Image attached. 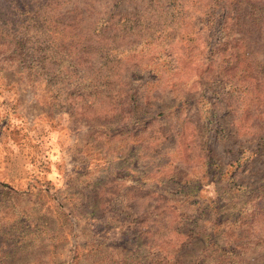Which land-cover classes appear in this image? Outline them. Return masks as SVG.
<instances>
[{
	"label": "rangeland",
	"instance_id": "1",
	"mask_svg": "<svg viewBox=\"0 0 264 264\" xmlns=\"http://www.w3.org/2000/svg\"><path fill=\"white\" fill-rule=\"evenodd\" d=\"M79 1L87 12L144 2ZM161 3L175 21L147 29L152 39L112 34L109 64L81 58L75 75L39 82L0 60V264H264V243L243 246L257 222L232 244L215 225L263 189L262 122L213 83L217 49L202 52L207 20L221 19L223 39H244L228 57L264 63V0Z\"/></svg>",
	"mask_w": 264,
	"mask_h": 264
},
{
	"label": "trees",
	"instance_id": "2",
	"mask_svg": "<svg viewBox=\"0 0 264 264\" xmlns=\"http://www.w3.org/2000/svg\"><path fill=\"white\" fill-rule=\"evenodd\" d=\"M215 1L211 0L210 8L216 6H213ZM79 4H81L79 0H0V37L8 48L11 46L10 51L9 49L0 51V60H13L31 79L49 82L52 77L75 75V71L69 69H74L78 63H86L88 59L93 60L94 56H98L96 59L103 61L102 65L109 64L108 61L111 59L115 60L112 34L124 35L137 32L144 38L152 39L147 29L158 28L163 31V28H168V24L171 23L167 21L168 19L175 21V16L168 13L172 5L165 9V4L161 3V0H144L130 11H114L113 8H109L110 3L101 9L92 8L88 11L89 23L82 27L86 18L83 14L88 12L86 8L78 6ZM147 10L151 14L148 20L155 19L153 23L144 24L141 21L142 14ZM222 22L224 23L225 20ZM222 22L221 19L207 20L206 27L209 31L202 42L204 45L202 52L209 54L210 57L217 49V61L214 59V62L224 70L223 76L213 75V83H218L225 95L242 98L240 104L247 106L245 114L248 113L251 118L259 117L262 122L260 129L264 130V110H260L264 107V63L254 62L245 67L237 65L239 61L237 53L228 57V53L226 54L228 47L233 43H242L244 39L242 37L223 39ZM81 58L86 60L81 62ZM93 73L90 70L82 75L86 77L85 75ZM100 77L107 80L109 75ZM82 82L81 76L79 83ZM256 110L260 114H257ZM258 132L261 131L258 129ZM263 192L264 186L262 191L253 197V206L248 212L243 209L237 220L233 222L216 220L215 225L218 228L222 226L224 228L222 233L229 236V240L232 241L227 244L239 241L237 233L239 234L242 231L240 229L246 225L253 227L247 222L248 218L257 222L263 231L258 237L252 236L249 241L243 242V246L264 243V194L261 195ZM149 230H141L138 233L139 239L149 234ZM178 233L189 236L194 232L190 228L184 233L179 228Z\"/></svg>",
	"mask_w": 264,
	"mask_h": 264
}]
</instances>
